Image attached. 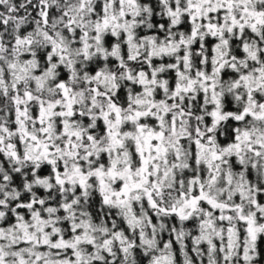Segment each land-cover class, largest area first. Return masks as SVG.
<instances>
[{
  "label": "snow or ice",
  "instance_id": "obj_1",
  "mask_svg": "<svg viewBox=\"0 0 264 264\" xmlns=\"http://www.w3.org/2000/svg\"><path fill=\"white\" fill-rule=\"evenodd\" d=\"M262 242L264 0H0V264Z\"/></svg>",
  "mask_w": 264,
  "mask_h": 264
},
{
  "label": "trees",
  "instance_id": "obj_2",
  "mask_svg": "<svg viewBox=\"0 0 264 264\" xmlns=\"http://www.w3.org/2000/svg\"><path fill=\"white\" fill-rule=\"evenodd\" d=\"M189 227H191V225H189ZM187 243L189 244V252H190V254L194 255L190 251V249H191V242L190 241H187ZM260 249H261L262 252H264V242L261 243ZM176 251H177V256L179 258V246L178 245L176 246ZM261 264H264V260L261 261Z\"/></svg>",
  "mask_w": 264,
  "mask_h": 264
}]
</instances>
